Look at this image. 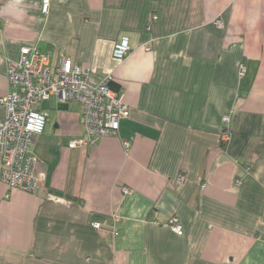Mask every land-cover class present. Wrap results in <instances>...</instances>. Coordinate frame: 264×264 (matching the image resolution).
<instances>
[{"label":"crops","instance_id":"1","mask_svg":"<svg viewBox=\"0 0 264 264\" xmlns=\"http://www.w3.org/2000/svg\"><path fill=\"white\" fill-rule=\"evenodd\" d=\"M43 2L0 0V98L31 47L112 76L130 116L71 148L85 137L79 104L40 105L43 187L0 179V264H264V0Z\"/></svg>","mask_w":264,"mask_h":264},{"label":"built area","instance_id":"2","mask_svg":"<svg viewBox=\"0 0 264 264\" xmlns=\"http://www.w3.org/2000/svg\"><path fill=\"white\" fill-rule=\"evenodd\" d=\"M49 8L50 0H44L43 12L47 13ZM216 24L223 27L220 19ZM130 50L129 37L123 36L115 45L114 55L122 59ZM245 71L246 62L243 60L239 64L240 76ZM8 79L12 90L0 98L5 110L4 118L0 120V179L9 189L38 194L43 187L45 172L42 162L30 148L33 136L46 129L48 115L39 107L51 96H57L61 104L76 102L80 106L85 137L70 141L71 148L94 143L99 136L118 135L121 120L130 116L129 106L121 94L108 85L112 76L97 81L91 69L66 56L52 58L49 53L24 47L18 60L9 61ZM229 120L228 116L224 117L225 122ZM228 136L225 133L224 138ZM124 146L129 148L131 142L125 140ZM184 179L185 176L180 175L179 180ZM124 192L130 193L131 189L125 187ZM92 227L101 229L104 226L95 220ZM172 227L178 234H183L177 218H173Z\"/></svg>","mask_w":264,"mask_h":264},{"label":"rangeland","instance_id":"3","mask_svg":"<svg viewBox=\"0 0 264 264\" xmlns=\"http://www.w3.org/2000/svg\"><path fill=\"white\" fill-rule=\"evenodd\" d=\"M59 100H58V98L55 96V95H53V96H51L50 97V99L49 100H46V101H44V102H42L41 103V107L45 110V109H47V111L48 112H61V111H63V110H60L59 109V107H58V105H59ZM76 102H71V104H72V107H71V109L70 110H68L67 111V113H73V107L74 108H76V106H77V104H75Z\"/></svg>","mask_w":264,"mask_h":264},{"label":"trees","instance_id":"4","mask_svg":"<svg viewBox=\"0 0 264 264\" xmlns=\"http://www.w3.org/2000/svg\"><path fill=\"white\" fill-rule=\"evenodd\" d=\"M112 81H113V79L111 80V81H109V83H108V85H109V87L112 89ZM113 90V89H112ZM118 93V92H117ZM120 94V93H119ZM224 133H229L228 132V129H224ZM223 133V134H224ZM221 142H222V144H223V146L225 145V142H226V140L224 139V138H221Z\"/></svg>","mask_w":264,"mask_h":264}]
</instances>
